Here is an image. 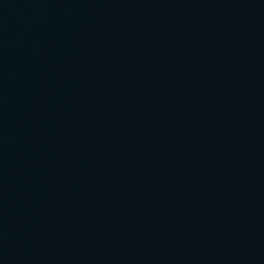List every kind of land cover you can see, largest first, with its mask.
<instances>
[{"label":"water","instance_id":"water-1","mask_svg":"<svg viewBox=\"0 0 264 264\" xmlns=\"http://www.w3.org/2000/svg\"><path fill=\"white\" fill-rule=\"evenodd\" d=\"M9 264H264V0H0Z\"/></svg>","mask_w":264,"mask_h":264}]
</instances>
